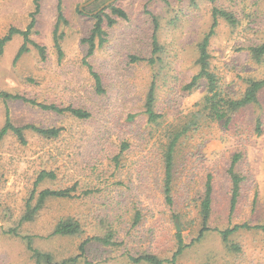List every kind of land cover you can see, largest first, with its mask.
Here are the masks:
<instances>
[{
	"label": "rangeland",
	"instance_id": "374dc122",
	"mask_svg": "<svg viewBox=\"0 0 264 264\" xmlns=\"http://www.w3.org/2000/svg\"><path fill=\"white\" fill-rule=\"evenodd\" d=\"M37 1L30 39L45 48V60L29 45L14 62L23 42L14 36L0 57V91L39 104L83 109L90 117L78 120L0 99V130L6 109L15 126L60 130L55 139L27 130L25 145L11 134L0 138V264H35L24 236L60 262L79 256L84 241L108 231L117 245L92 241L77 264H133L130 257L147 254L169 261L177 250L178 235L185 248L176 264H264L260 231L232 235L229 244L239 247L237 253L218 234L235 225L252 228L264 223V89L257 104L234 113L228 125L207 118L203 81L191 92L182 90L197 74L196 48L210 29L213 8L224 9L237 20L235 26L219 20L209 43L211 67L223 91L239 96L245 80H264V56L256 62L248 52L264 43V0H95L86 6L90 0H61L66 22L58 26L60 58L53 41L58 0ZM35 2L0 0V38L10 28L26 29ZM108 2L126 17L112 14L108 6L101 10L105 43L88 56V45L82 41L93 29L94 15ZM107 18L114 23L109 25ZM91 73L100 79V92ZM151 85L154 109L162 116L155 124L148 123L144 113ZM257 120L260 135L255 132ZM183 129L187 131L173 154L171 203H167L163 155L169 137ZM237 154L235 171L244 180L230 215L227 170ZM43 170L56 179L35 188ZM208 176L211 213L208 231L199 238ZM74 186L72 198L48 200L34 221L21 225L20 237L8 233L17 227L33 190ZM67 218L78 221L82 233L51 236L58 221Z\"/></svg>",
	"mask_w": 264,
	"mask_h": 264
},
{
	"label": "trees",
	"instance_id": "16d2710c",
	"mask_svg": "<svg viewBox=\"0 0 264 264\" xmlns=\"http://www.w3.org/2000/svg\"><path fill=\"white\" fill-rule=\"evenodd\" d=\"M191 3H194V0H190ZM112 12V14L125 18L126 15L119 9L108 6ZM39 3L36 0L35 2V11L31 14L30 22L25 30H19L16 28H10L5 36L0 38V57L3 53V48L5 45L12 40V38L16 35L22 37V45L20 46L16 56L14 58V62L18 61L21 56L28 52V46L32 45L36 49L39 54V57L42 61L45 60V48L39 46L37 44L32 43L30 39V35L33 32L35 26V17L38 14ZM103 11L94 15L95 24L88 38L84 39L82 42L88 45L87 55L91 56L94 51L103 46L105 43V33L102 28V17L101 14ZM212 24L210 26L209 31L203 36L202 40L197 44V59L196 65L198 68L197 74L191 78L188 84H186L182 90L184 92H191L198 88L199 82L203 81L205 83V96L203 97V105L204 111L206 112V116L209 120L221 122L225 125H228L231 122V116L239 110H242L246 107L253 106L257 104L258 95L264 89V80H254L247 79L245 80L246 88L239 96L231 97L229 94L225 93L220 85V77L214 72L211 67V55L209 52V43L211 38L214 36V30L218 25L219 20H223L227 24L231 26H235L237 24V20L234 15L224 9L213 8L212 10ZM108 24L111 25L114 23L111 19L107 18ZM66 20L62 11V2L58 0L57 3V23L55 29L53 31V41L54 48L58 54V57H62V49L60 45V36L58 33V26ZM153 43H156V37H153ZM158 47L154 48V53L158 52ZM248 52L252 59L256 62H259L264 56V43L257 47H250ZM97 92H100V79L98 75L91 73ZM0 99L4 102L7 101H22L32 106H36L43 111L55 112L58 114L67 113L70 116L78 119V120H86L90 117L89 113L79 108L65 107L59 108L55 105H47V104H39L34 100L27 99L20 95L9 94L7 92L0 91ZM155 91L154 86H150L149 91L146 96L145 102V115L147 116L148 123L155 124L158 120L162 118V116L155 111ZM27 130H31L42 137L48 139H55L59 137L60 130L55 128L43 129L38 128L33 125H26L22 127L15 126L9 117V112L5 110V121L4 125L0 130V138L6 136L7 134L13 135L17 141L21 145L26 144V139L24 136V132ZM187 129H183L182 131H178L177 133H173L169 137V141L166 145L164 155H163V193L165 195V199L167 203H171V181H172V166H173V154L176 148V145L180 138L186 133ZM255 132L257 135H260L261 130V121L257 120L255 124ZM126 148V147H124ZM240 160V155H234L232 158L231 164L227 170V174L231 183L230 190V215L235 212L236 206L238 204V199L240 195V187L244 180V178L235 171L236 164ZM56 179L55 175L52 172L41 171L39 172L37 179L35 181V188L38 187L44 181H54ZM76 190V186L71 189H44L41 191L33 190L31 197L25 204V210L20 218L18 225L15 229H10L8 233L14 237H20V233L18 230L21 225L30 223L34 221L38 212L42 210L44 205L48 200L52 199H70L72 198L71 193ZM212 185H211V177L208 176L206 179V183L204 186V195L200 204L201 209V231L199 232V238L208 231L207 223L211 213V201H212ZM137 223V221H136ZM241 230H256L260 231L264 234V223L255 227L250 228L247 225H235L232 228H227L222 231H218L219 236L223 243L230 245L231 250L236 253L239 252V247L237 245L229 244V239L232 235L236 234ZM82 233L81 226L78 221L67 218L58 221L51 236L56 237H73L80 235ZM24 241L27 251L31 254L32 259L35 264H77L78 260L82 258L85 254V246L90 242H98L105 247H114L117 244L114 241V235L111 231H108L103 237H92L84 241L80 247V255L74 258H69L62 260L60 262L54 261L52 256L48 253H43L34 248L33 239L28 236L21 237ZM185 245H183V240L178 235V247L176 252L172 255L169 261H163L156 256L147 254L139 257H130L129 260L133 264H164L168 262L169 264H176L177 257L181 255Z\"/></svg>",
	"mask_w": 264,
	"mask_h": 264
},
{
	"label": "water",
	"instance_id": "95a60500",
	"mask_svg": "<svg viewBox=\"0 0 264 264\" xmlns=\"http://www.w3.org/2000/svg\"><path fill=\"white\" fill-rule=\"evenodd\" d=\"M93 1H95V0H90V1H88L86 4H84L83 6H86V5H88V4H90V3H92ZM110 2H112V1H110ZM110 2H108L107 4H105L103 7H101L98 11H101L104 7H107V6H109L110 5ZM97 11V12H98ZM97 12H95L94 14H96ZM177 225V224H176ZM178 227V226H177ZM178 229V228H177ZM179 230V229H178Z\"/></svg>",
	"mask_w": 264,
	"mask_h": 264
},
{
	"label": "crops",
	"instance_id": "0c3cea01",
	"mask_svg": "<svg viewBox=\"0 0 264 264\" xmlns=\"http://www.w3.org/2000/svg\"><path fill=\"white\" fill-rule=\"evenodd\" d=\"M12 39H13V38H12ZM11 41H12V40H11ZM11 41H10V42H11ZM10 42H8V43H10ZM8 43H7V44H8ZM5 46H6V45H5Z\"/></svg>",
	"mask_w": 264,
	"mask_h": 264
}]
</instances>
